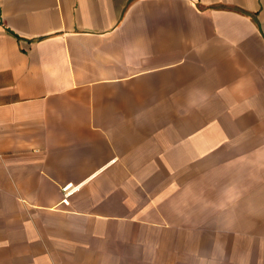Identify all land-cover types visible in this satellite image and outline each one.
Instances as JSON below:
<instances>
[{
    "label": "crops",
    "instance_id": "obj_1",
    "mask_svg": "<svg viewBox=\"0 0 264 264\" xmlns=\"http://www.w3.org/2000/svg\"><path fill=\"white\" fill-rule=\"evenodd\" d=\"M211 161L264 185V0H0V264H218Z\"/></svg>",
    "mask_w": 264,
    "mask_h": 264
},
{
    "label": "rangeland",
    "instance_id": "obj_2",
    "mask_svg": "<svg viewBox=\"0 0 264 264\" xmlns=\"http://www.w3.org/2000/svg\"><path fill=\"white\" fill-rule=\"evenodd\" d=\"M221 152L233 157L235 148L225 147ZM209 166L210 168L207 169ZM193 169L194 177L180 179L182 184L189 182L187 185H191L192 189L217 191L232 186L239 192L238 197L243 206L249 201L254 202L255 195L259 197L256 202L258 209L229 210L225 213L227 215L225 219L221 217V220H217L218 215L224 211L216 209L209 211V215L205 217L211 219L212 223L215 221L216 226L209 227V233L206 232L204 235L205 238H209L208 247L202 248L201 242L198 251L203 253L210 249L213 255L211 261L215 255H219L214 259L218 264H264V185L256 186L250 178L249 165L245 167L235 161L198 162ZM247 192H249L248 195ZM251 192H253L252 199H250ZM211 194L214 195L212 192ZM199 214L200 211H194L195 216ZM197 219L200 218L192 217L195 225L198 222ZM202 221H199V225ZM196 243L198 242L177 243V248L196 251ZM202 263L204 264L203 259L199 264ZM191 264L194 263L191 261Z\"/></svg>",
    "mask_w": 264,
    "mask_h": 264
},
{
    "label": "built area",
    "instance_id": "obj_3",
    "mask_svg": "<svg viewBox=\"0 0 264 264\" xmlns=\"http://www.w3.org/2000/svg\"><path fill=\"white\" fill-rule=\"evenodd\" d=\"M76 188H72V184H68L61 188L62 193V203L64 205H68V199L72 195V193L75 191Z\"/></svg>",
    "mask_w": 264,
    "mask_h": 264
}]
</instances>
